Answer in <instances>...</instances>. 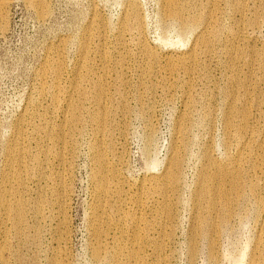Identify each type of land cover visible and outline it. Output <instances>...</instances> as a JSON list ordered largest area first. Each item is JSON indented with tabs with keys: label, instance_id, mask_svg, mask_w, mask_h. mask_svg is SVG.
<instances>
[{
	"label": "rangeland",
	"instance_id": "374dc122",
	"mask_svg": "<svg viewBox=\"0 0 264 264\" xmlns=\"http://www.w3.org/2000/svg\"><path fill=\"white\" fill-rule=\"evenodd\" d=\"M175 6L187 27L163 0H0V264H264V0ZM211 174L241 195L200 227Z\"/></svg>",
	"mask_w": 264,
	"mask_h": 264
},
{
	"label": "bare ground",
	"instance_id": "6f19581e",
	"mask_svg": "<svg viewBox=\"0 0 264 264\" xmlns=\"http://www.w3.org/2000/svg\"><path fill=\"white\" fill-rule=\"evenodd\" d=\"M164 1V6H165V14L166 15H168V16H170V17H172V18H174V19H177V20H179L184 26H186V25H188V22L186 21V19H184L183 17H182V13L180 12V9H179V7L177 6H175L177 3H179V0H163ZM214 4V3H213ZM238 5H239V3H238ZM240 6V5H239ZM134 15H136V14H134ZM135 18V17H134ZM134 18H132V19H134ZM192 21H194V22H192V24H201L202 25V23H204L205 22V19H201V18H195V20H192ZM210 21H211V19H210ZM190 24V23H189ZM198 26H200V25H198ZM187 27V26H186ZM206 28V27H205ZM204 29V28H203ZM206 33H201L197 38H199L198 40L201 42V43H205L206 42V39H207V34L205 35ZM196 38V39H197ZM202 45V44H201ZM196 46V45H195ZM236 55H237V57H238V55H239V51L237 50L236 51ZM190 60H192V59H190ZM184 62V61H183ZM169 63V62H168ZM186 63V62H185ZM175 64L176 63H171V66H170V68L168 67V70L169 69H171V71L174 69V66H175ZM177 65V64H176ZM167 66H168V64H167ZM178 70V69H177ZM170 71V72H171ZM174 71V70H173ZM172 71V72H173ZM264 73V72H263ZM236 84V83H235ZM98 95H99V93H97ZM97 97V96H96ZM99 98V97H98ZM75 115V114H74ZM74 115H73V117H74ZM99 116H97V118H98ZM75 118H76V115H75ZM243 119V118H242ZM229 120V119H228ZM246 121V120H245ZM228 122V124H229V121H227ZM244 123V122H243ZM228 126V125H227ZM239 129V133H237L238 135H241L242 134V132H243V127H241V129L240 128H238ZM246 129V128H245ZM236 132H238V131H236ZM246 135V134H245ZM239 137V136H238ZM100 155V154H99ZM101 156V155H100ZM100 159H102V156H101V158ZM105 159V158H104ZM169 160H168V163H167V165H166V170H165V173H164V175H163V183H161L160 185H157V187L156 188H154V189H157L158 191H160V192H163V193H165L166 191H167V189L169 188V187H171V186H174V185H176L177 183H178V179H179V171H178V169H179V163H180V155H179V150H178V144H174L173 143V148H172V152H171V155H170V157L168 158ZM209 161V160H208ZM97 162V161H96ZM101 162V161H100ZM211 165L213 166V167H216L217 168V164H215V162H211ZM221 167V166H220ZM237 167H239V165H237ZM236 167V168H237ZM97 168V167H96ZM218 168H219V166H218ZM217 168V169H218ZM102 168H100V170H101ZM100 170H98V173L97 174H94L95 176V178H97V182H96V191L99 193V195L101 194L102 196H103V194H105L107 191H108V187H107V184L105 183V181H104V179L106 180V178H104V174L102 173V171H100ZM225 170V169H224ZM97 172V171H96ZM224 172V171H223ZM228 172V171H227ZM239 172V171H238ZM226 173V172H225ZM229 173H231L230 171H229ZM207 174H209V173H207ZM214 174V173H213ZM213 174H211L212 176H206L207 177V179H206V182H205V186L203 187L202 186V188L200 189V191H201V193L199 192V191H197V192H199L200 193V196L199 197H197L198 198V202H199V198L200 199H202L203 200V203H202V205L199 203V205L200 206H196V208H198V209H196L197 210V217H198V219H199V223H198V225H204V224H207V223H205V222H208V220L206 219V218H210L209 220H213V219H215L216 217H220V214H221V217L222 218H226V217H228V216H230L231 215V205L233 204L232 202H233V199L235 198V199H237V198H239V196L241 195V194H239V192H240V190H237V187H236V184H237V180L235 179L234 181H233V183L231 184V188L234 190V193H236V196L235 197H232V196H230L231 195V193H229L228 192V189H229V187H228V189L223 185V183L221 182L220 183V180H219V177H217L216 175H213ZM204 175V174H203ZM223 175V174H222ZM228 175V174H227ZM226 175V176H227ZM232 175V174H231ZM236 175V174H235ZM220 176V175H219ZM225 176V175H224ZM220 177H222V176H220ZM231 177V176H230ZM94 178V179H95ZM237 178V177H236ZM93 179V180H94ZM222 179H223V177H222ZM204 182V181H203ZM232 182V181H231ZM108 183H110V182H108ZM225 184V183H224ZM239 184V183H238ZM201 185H204L203 183L201 184ZM228 186V185H227ZM155 187V186H154ZM200 188V187H199ZM238 188H239V186H238ZM262 189H264V188H262ZM233 190H230V192L231 191H233ZM196 192V193H197ZM111 194V193H110ZM199 195V194H198ZM101 196V197H102ZM100 197V196H99ZM19 198H20V195H19ZM238 200V199H237ZM262 201V199H260V202ZM1 203L3 204V202L1 201ZM5 205V204H4ZM109 205V204H108ZM167 205V204H166ZM198 205V204H197ZM165 206V205H164ZM23 208V207H22ZM165 208V207H164ZM167 208H168V206H167ZM14 212H15V214H16V216H18V217H21L22 218V216L20 215V212L21 211H23V210H21V202L20 201H18L17 203H16V205L14 206ZM165 211H166V209H165ZM205 211V212H204ZM167 212V211H166ZM204 214V213H206V215H208V217H204L203 215H201V214ZM14 214V213H13ZM23 214V213H22ZM205 215V214H204ZM205 215V216H206ZM97 215H95V217H96ZM129 216V215H128ZM17 217V218H18ZM98 217H101V216H98ZM96 218V220L93 222V226H95V232H94V235H95V238H94V240H96L95 242V245L93 246V250H94V255H95V258H96V260H100L101 258H102V256H103V254L105 253V254H107V247H104L105 245H102V243H100V238H101V235H102V230H101V228L99 227V223H100V221H102V219L101 218ZM196 217V218H197ZM217 218V219H220V218ZM127 219V218H126ZM134 219V218H133ZM17 220H19V219H17ZM132 220V219H131ZM227 220V219H226ZM104 221V220H103ZM102 221V222H103ZM130 221V220H129ZM210 221V223H211V229H210V232L211 233H213V235H214V232H215V227H217V226H215L214 227V224L215 223H213L212 224V222ZM217 221V220H216ZM219 221V220H218ZM213 222H215V220H213ZM136 223V222H135ZM197 225V224H196ZM201 225H200V227H201ZM208 225V224H207ZM136 226V225H135ZM206 226V225H205ZM205 226H203V227H205ZM202 227V228H203ZM210 227V226H209ZM146 228V227H145ZM199 229V228H198ZM201 229V228H200ZM148 230V229H147ZM207 230V229H206ZM208 231V230H207ZM106 233V232H105ZM207 233V232H206ZM138 234V233H137ZM133 236H136V235H133ZM139 236V235H138ZM137 236V237H138ZM141 236V235H140ZM212 236V235H211ZM213 237V236H212ZM211 237V238H212ZM135 238V237H134ZM133 238V239H134ZM140 238V237H139ZM137 239V238H136ZM118 240V239H117ZM141 240V239H140ZM136 241V240H135ZM138 241H139V239H138ZM137 242V241H136ZM210 243V257H213L212 255H215V254H213V251H214V239L212 238L211 239V241H209ZM119 243V242H118ZM191 243V242H190ZM117 247V246H116ZM111 248V247H110ZM119 248H121L122 249V247H118V248H114L113 250H110V252H108L109 254H111V257H112V255L114 256V257H116L115 259H117V257H119L121 254H122V252L121 251H123V250H121V249H119ZM193 246H192V244H191V251H190V254H192V252H193ZM128 250V249H127ZM138 251V250H137ZM104 252V253H103ZM126 252V251H125ZM103 253V254H102ZM124 255V254H123ZM138 255V254H137ZM126 256V255H125ZM126 257H130V258H135L136 257V252L134 251V249L132 248L130 251H128V253H127V256ZM112 259H113V257H112ZM119 259V258H118ZM117 259V260H118ZM138 262V261H137ZM249 264H259L258 262H257V260H256V258H253L251 261H250V263Z\"/></svg>",
	"mask_w": 264,
	"mask_h": 264
}]
</instances>
